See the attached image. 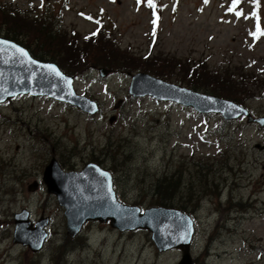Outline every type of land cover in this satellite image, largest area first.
Masks as SVG:
<instances>
[{
  "label": "rangeland",
  "instance_id": "374dc122",
  "mask_svg": "<svg viewBox=\"0 0 264 264\" xmlns=\"http://www.w3.org/2000/svg\"><path fill=\"white\" fill-rule=\"evenodd\" d=\"M154 4L0 0L23 17L18 28L0 22L1 37L9 32L35 59L59 64L68 76L77 73L75 91L99 106L89 114L29 94L0 103V264L180 262V250L160 252L146 230L122 232L99 222L86 224L61 259L57 247L68 237L67 221L43 182L53 158L66 172L100 165L113 174L118 199L142 210L158 206L151 189L167 176L180 186L174 206L188 204L193 216L194 264H264V128L129 93V74L144 72L212 95L204 91L214 89L212 80L200 76L206 66L241 81L223 90L240 97L254 118L264 117V35L257 30L264 31V0H239L235 8L233 0ZM101 68L110 71L104 78ZM25 209L34 223L50 218L38 253L13 242L15 215Z\"/></svg>",
  "mask_w": 264,
  "mask_h": 264
},
{
  "label": "water",
  "instance_id": "95a60500",
  "mask_svg": "<svg viewBox=\"0 0 264 264\" xmlns=\"http://www.w3.org/2000/svg\"><path fill=\"white\" fill-rule=\"evenodd\" d=\"M99 72L103 78L110 73L104 68ZM132 79L130 94L134 97L150 96L158 101L177 103L200 114L221 115L225 121L245 117L249 123L264 128V117L254 118L247 108L233 101L180 87L146 73L134 74ZM73 83L74 77L66 75L57 64L40 62L24 47L0 37V103L30 94L47 96L96 114L98 104L78 95ZM43 182L48 193L54 194L64 209L67 235L71 239L81 234L88 222L110 223L112 228L122 232L146 230L160 252L178 249L182 252L178 264H194L191 246L195 226L192 218L177 209L153 207L142 210L121 202L112 173L96 163H89L81 171L66 172L53 158L45 169ZM37 186L35 183L31 189L36 190ZM49 223L50 218L44 216L34 223L26 209L17 213L13 242L30 248L33 253L42 251L49 237Z\"/></svg>",
  "mask_w": 264,
  "mask_h": 264
},
{
  "label": "trees",
  "instance_id": "16d2710c",
  "mask_svg": "<svg viewBox=\"0 0 264 264\" xmlns=\"http://www.w3.org/2000/svg\"><path fill=\"white\" fill-rule=\"evenodd\" d=\"M21 18H23V17L21 16V13L18 10L8 11L7 8L0 6V22L3 21L5 23L12 24V26H14V28H18L19 26L22 25L20 22ZM36 27H38L39 31L41 32V35L47 40L49 38V35L46 33L47 30H45V26L39 24V25H36ZM1 32H2V30H1V26H0V33ZM5 34H6V36H5L6 38L14 40V41L17 40V38L14 37L13 35H10L9 32H5ZM50 35L52 36V32H50ZM27 48H29V47L27 46ZM200 67L202 68V71H206V73H202L200 76L204 80H206V82L212 80V83H210V82H207V83L210 84L214 88L213 90L204 89L205 93L207 92V93H210L212 95H216V96H219V97H222L225 99H229V100L234 101L238 104H242L241 102H244L240 97H238L237 95H234L231 91H229L234 85L242 86L241 81H238L236 79V77L230 76L226 73H221V72H210L206 66H200ZM74 75L76 76L77 73H75ZM225 85H228V87H229L228 91L223 90V87ZM197 86L202 87V85H199V84H197ZM194 90L199 91L197 89H194ZM112 160H114V164H115V162H116L115 155L112 156ZM169 180H170V178H168L167 176H161V177H158L155 179V183L153 185V188L151 189V192H152V196H157V203H158L157 207L175 208V209H179V210H181L187 214H190V212H187V211H189L188 207H187L188 204L182 205L181 208L174 206L173 199L175 197V194L177 192H179L180 186L178 183L176 185V184H173L172 182H169ZM240 206H242V205L240 204ZM197 207H198V205L195 206L196 209H197ZM80 239H81L80 236H78L74 239H71L69 237H65V239H64L65 241L62 240L63 243L61 241V244L57 247L58 254H60V253L63 254L62 255L63 258L61 257V259H64V255L67 256V254L72 253V249L74 247H76L77 242ZM83 244H85V243L83 242Z\"/></svg>",
  "mask_w": 264,
  "mask_h": 264
},
{
  "label": "snow or ice",
  "instance_id": "6c2138e0",
  "mask_svg": "<svg viewBox=\"0 0 264 264\" xmlns=\"http://www.w3.org/2000/svg\"><path fill=\"white\" fill-rule=\"evenodd\" d=\"M147 2H148V6L149 7H153V8L155 7L154 0H147ZM238 4H239V0H233V8H235V6L238 5ZM230 10H232V9H230ZM236 14L238 16L241 15V13H239V12H237ZM155 23H156V21L153 20V24H155ZM257 30H258L259 34L264 35V31H261L259 29V25H258V29ZM19 51H21V53L24 54L23 50H19ZM52 71H55V69H52Z\"/></svg>",
  "mask_w": 264,
  "mask_h": 264
},
{
  "label": "bare ground",
  "instance_id": "6f19581e",
  "mask_svg": "<svg viewBox=\"0 0 264 264\" xmlns=\"http://www.w3.org/2000/svg\"><path fill=\"white\" fill-rule=\"evenodd\" d=\"M78 236H80V234H79ZM78 236H77V237H78ZM73 239H74V238H73Z\"/></svg>",
  "mask_w": 264,
  "mask_h": 264
}]
</instances>
